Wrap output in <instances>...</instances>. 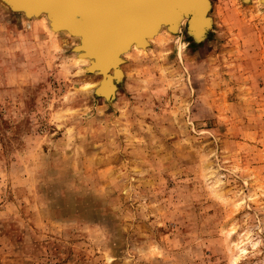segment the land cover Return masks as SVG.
I'll use <instances>...</instances> for the list:
<instances>
[{
	"label": "rangeland",
	"instance_id": "1",
	"mask_svg": "<svg viewBox=\"0 0 264 264\" xmlns=\"http://www.w3.org/2000/svg\"><path fill=\"white\" fill-rule=\"evenodd\" d=\"M207 1L105 102L78 34L0 0V264H264V0Z\"/></svg>",
	"mask_w": 264,
	"mask_h": 264
},
{
	"label": "water",
	"instance_id": "2",
	"mask_svg": "<svg viewBox=\"0 0 264 264\" xmlns=\"http://www.w3.org/2000/svg\"><path fill=\"white\" fill-rule=\"evenodd\" d=\"M5 1L12 12H21L25 16L44 13L52 27L65 28L80 36L79 43L73 48L80 50L79 55L89 57L88 73L101 72L93 97L105 102L109 98L99 95V89L111 58L118 63L119 53L131 42L143 41L160 25L171 28L172 21L175 24L183 18H186V32L198 39L200 31L196 29L195 19L207 11L209 5L207 0ZM113 76L120 79L114 70Z\"/></svg>",
	"mask_w": 264,
	"mask_h": 264
}]
</instances>
